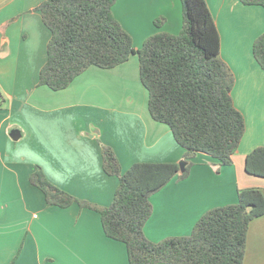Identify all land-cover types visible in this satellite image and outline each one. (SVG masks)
I'll return each mask as SVG.
<instances>
[{
    "label": "crops",
    "instance_id": "obj_1",
    "mask_svg": "<svg viewBox=\"0 0 264 264\" xmlns=\"http://www.w3.org/2000/svg\"><path fill=\"white\" fill-rule=\"evenodd\" d=\"M42 1L0 0V264H128L125 244L105 235L99 212L77 202L47 205L30 174L38 165L54 186L108 206L118 178L102 169L103 145L122 171L135 162H179L184 150L149 114L137 54L112 68L91 65L61 90L37 84L50 38L36 10ZM206 2L245 132L230 165L198 152L185 178L151 195L143 232L154 242L190 234L204 212L236 202L238 188L264 190V178L244 169L245 155L264 146V70L252 53L264 31V9L239 0ZM112 12L135 49L154 33L177 34L182 27L180 0H117ZM243 264H264V214L249 224Z\"/></svg>",
    "mask_w": 264,
    "mask_h": 264
},
{
    "label": "trees",
    "instance_id": "obj_2",
    "mask_svg": "<svg viewBox=\"0 0 264 264\" xmlns=\"http://www.w3.org/2000/svg\"><path fill=\"white\" fill-rule=\"evenodd\" d=\"M116 1L43 0L36 7L50 31L37 84L61 90L91 65L112 68L137 54L149 114L170 128L184 150L182 160L135 162L122 171L112 148L103 145L102 169L118 178L108 206L77 199L54 186L38 165L29 180L43 192L47 205L77 202L99 212L105 235L125 244L128 264H243L249 224L264 214V190L259 187L238 188L236 202L204 212L188 235L154 242L143 232L153 193L172 179L185 178L198 152L216 159L218 166L230 165L245 132L244 116L231 96L235 79L220 56V35L207 2L180 0L179 33H154L135 49L131 35L113 15ZM239 1L264 9V0ZM154 22L159 25L163 18ZM252 53L264 70V31L254 39ZM180 162L185 163L183 172ZM244 169L264 178V146L245 155Z\"/></svg>",
    "mask_w": 264,
    "mask_h": 264
},
{
    "label": "water",
    "instance_id": "obj_3",
    "mask_svg": "<svg viewBox=\"0 0 264 264\" xmlns=\"http://www.w3.org/2000/svg\"><path fill=\"white\" fill-rule=\"evenodd\" d=\"M20 136V132L18 129H13L11 132H10V137L13 139V140H17ZM184 165L185 163L184 162H180L179 163V169H180V172H183L184 171Z\"/></svg>",
    "mask_w": 264,
    "mask_h": 264
}]
</instances>
